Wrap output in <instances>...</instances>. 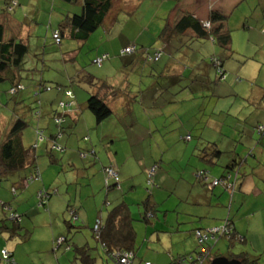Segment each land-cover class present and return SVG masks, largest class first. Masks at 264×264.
I'll return each mask as SVG.
<instances>
[{"label":"rangeland","instance_id":"1","mask_svg":"<svg viewBox=\"0 0 264 264\" xmlns=\"http://www.w3.org/2000/svg\"><path fill=\"white\" fill-rule=\"evenodd\" d=\"M20 4L14 15L25 27L26 34L24 38L29 42V53L25 57L24 65L19 69L20 81L26 87V90L10 97L6 93L11 87L10 81L0 83V140L4 139L9 122L15 112V114L18 113L17 118L24 119L28 125L22 137L24 147H33L37 142L36 137H34L35 124L33 118L37 119L35 113L39 107L38 100L50 106L52 111L61 112L63 110L59 107V103L67 100V98H64L63 93L64 90H67L64 87H68L78 95L77 105L85 108V115L81 121L85 131L83 129L77 131V138H75L76 136L73 138L69 133L65 132L64 139L59 140L58 143L64 148L63 142L70 138L69 143L75 144V148L79 147L80 142L82 145H86L83 137H87L89 133L96 134L99 130L93 128L96 126L95 117L87 108V100L91 94L88 93L89 90L84 87V84L77 81L76 77L80 74L88 73L101 80L106 77L111 80H117L118 85L122 82L121 86L126 83L121 81V78L127 80L125 88H129L132 92V95H130L132 99L129 101L133 111L129 112V114H124L121 111L123 107L122 101L118 99L111 104L112 109L115 111L112 118L123 126L125 124L133 126L128 129H122L121 135L118 134L117 137L123 141H116L113 145V151L115 152V149H118L121 158H129L127 168L129 167V170L134 174H137V167L132 164L134 162L139 164L145 155L150 158L148 160L163 161L161 165L159 162L154 163L145 172L141 171L140 176L134 178V183L137 185L140 184L142 178L147 185V189H144V192H142V188L139 189L138 193L140 195L147 196V191L149 192L151 186H154L156 173L160 171L166 180L168 179L172 182V189L167 187L166 192H161V197L164 201L162 210H159L155 218L148 216L149 219L151 218L150 223L142 220L146 214L143 206L131 207L132 216L136 220L134 226L138 235L135 250L139 254V258L135 264H139L140 259L143 260L142 264L146 262L166 264L168 260L177 255L175 253L182 256L183 254L191 253L196 256L195 252L198 250L202 251L203 246L198 245L196 237L188 239V241L184 240L186 238L185 234H189L194 228L187 227V229H184L181 227V230H187V232L183 233L180 230L178 233L177 228L172 226L174 219L179 216L180 209L185 206H191V204L194 205L195 200L190 198L189 205H185V200L183 199L186 196L184 192L189 189L186 184L180 182L176 190L173 191V189L175 180H179L183 174L188 177V174H185L186 166L184 164L190 163L192 165V162H200L201 159L199 160L198 155L193 156L192 153L193 144L196 141L192 143L188 151L187 147L191 142L186 143L184 141L183 145L172 146V138L174 136L172 134V108L178 111V118L185 127L195 129V134L204 132L205 136H210L213 133L210 129L215 128L214 126L219 124L222 119L225 120V128L232 124L235 125V120L230 119L226 114H220V110L216 109L217 105L223 107L224 101L225 103H231L232 100L225 99L222 101L219 97L234 92L251 91L254 83L264 85V32L259 30L258 33H253L252 31L251 35L232 33V52L230 56L225 54L226 50L224 48L212 45L208 40L203 45L201 42L193 43L191 45L190 60L188 59L185 66L195 75L193 81L196 79V82H192L194 86L191 87V80L180 81L173 86L176 88L172 90V80L166 78L170 77V70H172V66L168 63L171 62L172 64V49H168L165 52L160 62H152L150 59L145 60L146 52L143 54L141 51V46L146 48L150 52L148 57L150 58L154 54L153 51L161 47L163 43L161 33L168 18L167 11L172 7V0L170 3H167V0H144V3L139 2L138 4L131 0L126 5L134 6L133 8L135 9L137 7V13L134 14L127 12V9H123V6L120 7L121 0H114V8L118 7L119 9H117L113 23L114 26L116 25V29L123 28L124 30L123 34L117 36L116 40L127 43L129 42L128 39L141 37L138 44L132 43L128 45H136L137 50L124 56H120L116 49L111 50L109 47L106 49L107 46L102 44V40L104 42L108 41V43L111 41V39L109 41L111 36L108 37L103 27L92 33L85 43L72 41L69 38L63 41L62 46H57L52 42L47 31L49 25L52 24V28L58 27L62 20L63 11H68L69 9L73 11V8L76 9L77 6L73 7V5L64 4L58 0L53 3L48 0H30L29 2L21 0ZM4 8L5 0H0V16L3 14ZM76 11L74 10L73 12ZM169 31H171V28ZM102 34L103 37L101 38ZM184 53L186 51L183 53L178 52L174 58L183 60ZM213 53L223 57L225 63L223 69L226 71L223 81L218 79V69L212 63L213 60L210 55ZM103 54H109L110 59L106 60L103 67L99 68L94 64V61L97 57H102ZM192 62L195 64H190ZM133 63L136 65L135 68H133ZM199 64L201 66H198ZM205 65H208V71H206ZM151 81H156L158 84L154 83L155 91L158 89L163 90L161 91L163 93L162 97L157 99L156 102L157 105L161 106L166 104V108L163 114L159 116L157 110L150 109L154 107L153 102H150V104L148 102L150 101L149 87H151ZM41 82L44 83L42 85L44 89L38 90L41 93L35 96V88H38ZM45 85L47 86L46 88ZM57 86H60V89ZM60 90L63 91L62 96L60 95ZM172 93L175 94L173 96V101L177 102L175 104H172ZM18 99H23L22 104L23 106L25 105V109H21L23 106L17 104ZM139 100L141 101L139 102ZM241 104L242 101L237 99L234 105L235 109H239ZM246 104L248 103L242 104V106H245L242 108L248 112L253 107ZM225 107H227V104ZM213 112L215 114H212ZM80 116L82 115L80 114ZM205 125H208L209 129H205ZM156 127H158V130ZM48 135L49 132H46V143L40 142L35 150L38 156V168L43 173L47 170L53 171V178H58L61 182L64 181V178L69 179L65 185L58 186L60 187V193L53 197V199L66 198L70 187L69 193L72 194L74 192L76 177L79 173L77 171L78 168L75 169L76 164L75 167L68 165V156L70 154L75 156L78 163L84 160L79 159V155L76 154L78 150L71 148L73 147L72 144L71 147L67 146V151H53L51 154L46 149L48 146L46 137ZM148 136L154 137V139L144 142L143 140ZM258 139L259 135H256V140L251 142L247 140V145L251 144L252 148ZM105 156L108 158L106 153ZM51 157H54L55 164L46 168L47 162L52 159ZM202 162L204 165L200 164V168H204L205 171H210L211 173L217 169V175L220 174L221 170L219 167L212 166L205 161ZM205 164L207 165L205 166ZM86 168L88 169V167ZM140 168H143L142 163ZM150 171L153 172L152 175L149 174ZM202 171L194 173V176L199 181V174ZM19 176V174L15 177L8 176L0 182V225L4 223L9 228H13L12 213H16L17 217H21L20 229H18L15 239H10L8 235L0 234V239L5 243L4 247L1 245L0 255L6 249V245L11 243L13 247L16 246L17 248L15 250H13L14 248L11 249L15 253V259L21 260L22 264H58L55 255L57 253L61 257L64 255L63 248L59 251L58 240L61 239L60 237H67L73 245L78 243V245L81 244L83 246L85 244L86 246L87 242L90 243L92 249H89V253L96 259L95 264H114L108 259L101 244L96 240L91 227H85L80 220L76 221L74 227H69L68 222L71 214L67 207H63V209L62 206L57 207L56 212L52 216L48 214L45 208H41L39 192H35V188L39 184L36 182H40V180L31 182L30 186L28 185V189L17 188L18 192L15 194L12 187L13 185L15 186V183L17 186L19 185ZM213 177L215 176L213 175ZM215 180H218V177L210 178L211 182L206 183L203 188L212 189L210 185ZM56 181V184H61V182L58 183ZM195 182L199 185L198 181ZM217 186L221 187L223 185L219 184ZM223 187L226 189L225 186ZM105 196L104 190L102 203L105 201ZM67 202L69 203V201ZM67 202L66 205L68 204ZM251 202H254V199L253 201L251 199ZM4 204L10 205L9 207L12 210L7 211L3 207ZM250 204H248V207H250ZM196 208L203 209L200 206ZM246 209L247 207H243L241 212L244 213ZM180 216L183 217L181 214ZM257 217L255 220L261 219V222L251 227L254 231L250 232L247 242L237 243L231 247L230 241L219 237L218 240L210 239L208 246L204 245V247L212 248L213 255L224 257H230L233 253L245 251L251 257L259 258L258 264H264V212L258 213ZM3 220L7 221L3 222ZM219 223L220 226L217 227H222L226 221ZM195 224L197 225L199 222ZM175 248H178V252L176 251L172 254ZM75 256L76 252L74 249L69 255L71 257L69 264H73V262L81 264V259L75 260Z\"/></svg>","mask_w":264,"mask_h":264},{"label":"crops","instance_id":"2","mask_svg":"<svg viewBox=\"0 0 264 264\" xmlns=\"http://www.w3.org/2000/svg\"><path fill=\"white\" fill-rule=\"evenodd\" d=\"M18 1L19 3L21 2V0ZM29 1L30 0H27V2ZM48 1L53 3L55 0H48ZM130 1L131 0H121L120 7L123 6V9H127V12H129L130 14L137 13V7L135 9L133 8L134 6L126 5V3ZM170 1L171 0H167V3H170ZM132 2H136L138 4L139 2L144 3V0H132ZM20 5L18 6V8L20 7ZM117 9L119 8L113 7L111 15L108 16V18L105 21V25L103 26L104 32L108 35V37L109 36L112 37L109 38V41L110 39L111 41L108 43V41L104 42L102 40V44L107 46V47L105 46L106 49H108L109 47V49L111 50L116 49V51L120 53L122 50L128 48L129 47L128 45L132 43L138 44L141 37L135 39H128L129 42L127 43H123L116 40L117 36L123 34L124 32L123 28L116 29L115 27L116 25L114 26L113 23L115 20ZM16 10L14 11V13H16ZM216 10L221 11L228 16L226 29L229 31L231 35V44L227 49H224L226 50V53L223 51L227 56H230L232 52L231 50L232 33L237 32L240 35L241 34L251 35L252 31L253 33H258L259 30H261V32L262 31L264 32V0H172V7H170L167 11L168 18L164 29L166 28L169 31V29L174 25L175 16L178 11L189 12L195 18H198L202 21H207L210 16V13ZM73 11L72 9H69L68 11L64 10L63 11L64 13L62 15V20L64 18V15H68V14L71 15ZM52 26L53 25L51 24L47 28L49 34L51 33ZM24 28L25 27L22 25L20 29L21 32L20 35L23 39H25V41L29 45L28 40L24 38L26 34ZM102 37L103 34L101 35V38ZM50 39L52 40V38ZM66 39L67 38H65L64 40ZM205 41L202 42L201 40H197V41L187 42L186 40L178 41L177 39H172L168 43V49H172V64L171 62H168L170 63V66H172L171 68L172 70H170V75H169L170 77H166V78L172 80V87L177 85V83H179L178 81L184 82L185 80L188 81L191 80L190 85L191 87L194 86V83L192 82L194 81L196 82V79L193 81L195 75H193V73L190 72V70H188V67L185 66V63H187L188 59L190 60L191 45L195 42H201L203 45ZM208 42L212 43V45H218L215 42L214 38H210ZM220 47L223 49L222 46ZM141 48H142L141 51L144 54L146 48H143L142 46ZM184 51H186V53L183 54V58H184L183 60L174 58L178 52L183 53ZM210 57L214 58V60L218 62H221L222 67H224L225 63L223 57H219L215 53L210 55ZM105 62H103L101 66L97 65V67L99 68L103 67V64ZM190 64H195V63L192 62ZM133 65L134 67L133 66L132 67L135 68L136 65L134 63ZM198 66L201 65L199 64ZM205 66H206V71H208L207 68L208 65ZM224 72L226 74V71ZM83 75H90V74L84 73ZM79 76H82V74H80ZM175 76H179V78ZM6 77L12 81L10 82L11 87L14 85V83L22 84L19 77V70H12L10 73L6 75ZM218 79L220 81H223V79L225 78L220 79L218 74ZM104 80L108 81L113 86V88L120 89L122 91L127 83V80H124L122 78L121 81L126 82L124 83L125 84L124 86H121L122 82L118 85L117 80H111L107 77ZM7 82L9 81H6V83ZM154 83L157 84L156 81L155 82L151 81V87H149L150 101L148 102L149 104L150 102H153L154 107L150 109L157 110L159 116L163 114V111L166 108V104L162 106L157 105L156 100L162 97L161 95L163 93L161 91L163 90L158 89L157 91H155ZM41 84L44 83L41 82L38 85V88L36 87L38 90L44 89V87L41 86ZM253 85L255 87L253 86L251 91L234 92V93H229L225 96L223 95V97H219L222 101H224L225 99H231L232 101L231 103L228 102L225 103L224 101L223 107L221 106L219 107L217 105L216 109L220 110V114L223 115L226 114L229 116L230 119L235 120L236 122L235 125L232 124L229 125L227 128H225L226 123L225 120L222 119L219 122V124L214 126L215 128L210 129V131L213 132L210 134V136H205L204 132L200 134H195L194 128L185 127L178 118L177 115L178 111L175 108H172V134H174L172 138L173 139L172 146L183 145L184 141L186 143L191 142L187 147V151H188L192 143L196 141L193 144L192 153L193 156L197 154L199 160L201 159L200 162H192V165L190 163L184 164V166H186L185 174H188V177H186L183 174L179 178V180H175V185L173 189V191H175L176 188L179 186L180 182H182L183 184H186L189 188L187 192H184V195L186 197L184 199L182 198L183 200H185L184 201L185 205H189L188 202L190 201V198L195 200L194 205L191 204V206H185L184 208H181L179 216H177L174 219V222H172V226H175L177 228L178 233L180 232L181 227L184 229H187V227L194 228L189 234H185L186 238L184 240L188 241V239H193L194 237H196L195 232L197 230L214 228L220 226L219 222L222 221L225 222L226 220H229L233 223L234 227L236 228V232L241 237L245 238V242H247L250 236V232L254 231L253 229H251V227L254 224L261 222V219L258 220L255 219L258 218L257 217L258 213L262 211L264 212V133L258 132V127L264 126V85H258L256 83H254ZM11 87L8 89V91L11 89ZM84 87H86L89 90L88 93L90 94L98 93L97 89L94 88L92 89L87 85H84ZM256 87L257 89H255ZM23 88L24 90L23 89L21 90L25 91L26 87L24 85ZM36 88L34 92H36ZM126 88L124 90H128L130 92L129 94L132 95L130 89L129 88L126 89ZM175 88L176 87H173L172 90ZM8 91L6 93L8 96H10ZM60 95L62 96L61 90H60ZM74 95H75V100L77 99L76 100L77 103L78 95H76L75 93ZM99 95L103 96L104 94L103 92H100ZM174 95L175 94L172 93V104L177 103L176 101H173ZM108 98H110V96H108ZM118 99H121L122 101L123 107L121 108V111L124 114H129V112L133 111V108L129 101L130 99H132L131 96H126L123 94L122 96L111 97L110 105L115 103V101H117ZM237 99L241 100L243 105H245V103H248L246 105L252 106L253 108H250V111L247 112V110L242 108L245 106H242L241 104V107L239 109H235L234 105L236 104ZM18 100H17V104L19 105L21 104V106H23L22 104L23 99H18ZM140 101L141 100H139V102ZM38 103H39V107L37 112L35 113L37 119L35 120V118H33V122L35 124L34 137H36V141H37L38 127L41 128L43 126L44 140L42 142L46 143L45 133L49 132L48 137H46L48 144L46 149H48L49 151L51 149L53 140L55 142V138H56L57 143L59 142V140H63L65 137L64 136L65 132L69 133V135H71L73 138L75 136H76L75 138H77L76 135L77 131H79L80 129H83V131H85V129L81 125L82 118L85 115L84 113L85 108L79 107L78 111H76L77 113L75 112L71 114L72 116L67 117L65 123L63 124V129L60 130L58 126L53 123L52 115H51L52 110L50 106L46 105L44 102L42 103L41 100H38ZM226 104L227 107H225ZM21 109H25V105L21 107ZM113 112L115 114L114 110ZM17 114L18 113L15 114L14 112L13 118L9 122V127L6 131L7 133L5 134V137L7 136L9 130L12 128L15 121L17 120ZM80 114L82 116H80ZM212 114H215V112H213ZM113 115L109 118L110 120L107 119L101 125L96 124V126L93 127L95 130H99L98 133L96 134L89 133L87 137H83V139L89 138L87 141L84 140L86 145H82L80 142L79 147L75 148V144L69 143L71 140L70 138H67V141L63 142V144L65 145L64 146L65 149L63 148V151L61 150L62 152L67 151V148L71 147L72 144L73 147L71 148L73 149L75 148L76 150H78L76 154L79 155V159L84 160L83 162L79 161L80 163H78L76 161L77 159L75 158V156H72L71 154L68 156V162H69L68 165L69 166L72 165L75 167L76 164L75 169L78 168L77 171H79L74 185L75 186L74 192H72V194L69 193V190L71 188L70 187L68 189L66 198L60 197L53 199L54 196H57L60 193L59 191L60 187L58 186L63 184L65 185L66 182L69 181V179L64 178V181L61 182L58 178H57L58 180L53 178L54 176L53 171L47 170L45 173H43L41 169H40L41 171L40 182H36L39 184H37L35 188L36 190L35 192L40 193L41 191H46L51 193V196L46 201V204L41 206V208L46 209L48 214L52 216L56 212L57 207L59 206L60 207L62 206V209L63 207H67V210L70 208L73 211L77 212L81 224H83L87 228L89 227L92 228L99 219L105 222L108 213L112 211L116 206L124 202L129 207V211L133 219V228L136 234V242H137L138 235L134 226L136 220L132 216L133 211L131 207L132 206L142 207L143 206L142 204L146 203L147 201V203H149L148 208L153 210L155 214L153 217L155 218L159 210H162V205L164 203L161 197V192H166L167 187L172 189V182H170L168 179L167 181L164 178V175H161V171H160L156 173L154 186H151V190L149 192L147 191L148 193L147 196L144 197V195H140L138 193L140 191L139 190L140 188H142L143 189L142 192H144V189H147V185L143 182V178L141 179L140 184L137 185L136 183H134V178L136 176H140L141 171L145 172V170L154 163L159 162L161 165V162L163 163V161L160 162V161L148 160L150 158L145 155V157L140 161L143 165V168H140V164H141L140 162L139 164L134 162L132 165H136L137 174L132 173V171L129 170V167L127 168V165L129 163V158H121L118 149H115V152L113 151L114 150L113 145L116 141H123L117 137L118 134L121 135L122 129L123 128L128 129L133 125L125 124L123 126L121 123L120 124L117 123L112 118ZM43 120L45 124L43 123ZM156 129L158 130V127H156ZM205 129H209L208 125H205ZM256 135H259L260 142L258 139L257 143L253 145V147L251 148V144L247 145L248 144L247 140H250V142L255 141ZM188 137H190L189 140L186 139ZM4 139L0 140V146L4 141ZM152 139H154V137L148 136L143 141L146 142V140L150 141ZM36 144L37 142L35 143V145H33V147L36 146ZM213 144H215L217 148L222 152V155L219 160L212 159L210 156V154L213 152V149H211L210 146H212ZM38 146L39 145H37V147ZM90 150H94L96 152V155H92L91 154L92 152L87 153ZM105 153L107 154L108 158L105 156ZM82 155H84L85 157ZM54 157H52V159H50V161L47 162L48 164L46 168L54 166L55 164ZM88 158L89 160H87ZM202 161L210 163L212 166L219 167L221 170L220 174L217 175L218 172L217 169H215L214 172L211 173L210 171H205L204 168H200V164L204 165ZM206 165L207 164H205V166ZM109 166L110 168L113 167V169L117 172L118 178L120 179V184L118 188L116 189L114 188L111 191L107 192L108 190L105 189L106 188L105 180L107 176L104 170L107 167L109 168ZM86 167H88V169ZM198 171H202L206 173V176L208 177L207 182L200 177H199L200 181L196 179L194 173L196 174V172ZM29 174L30 173H28V175ZM16 175L17 174H14L12 175V177H15ZM19 175L20 176L18 179L20 182L18 186L15 183V187L19 189H28L30 185L26 188L21 187V183L23 182V179L27 174L21 173ZM213 175L215 177H213ZM227 176H230L229 183H232L233 190H229L227 188L225 189L223 186L221 187L216 186L215 188H212L210 190H208L207 188H203L204 185L206 186V183L211 182L210 178L213 179L218 177V179H223L224 177ZM55 181L58 183L61 182V184H56ZM195 181H198L199 185H197ZM104 190L106 196H105V201L102 203V194L104 193ZM228 191H230L231 193ZM68 194L71 195L69 196ZM251 199L252 201L254 199V202H251ZM67 201H69V203ZM66 202L68 203L67 205ZM250 203H254V204H250ZM248 204H250V207H248ZM197 206H200L203 209L196 208ZM243 207H247L244 213L241 212ZM9 210L10 211L12 210L11 207H9ZM176 211L178 210L176 209ZM180 214L183 217H181ZM150 219L146 223H150ZM196 222H199V224L196 225L195 224ZM1 226L2 225H0V227ZM181 232L184 233L187 232V230L184 231L181 230ZM0 234L7 236L6 231L0 230ZM60 238L63 239V237ZM1 245L4 247L5 243L0 239V248ZM74 246L81 248L85 246V244L81 246V244L78 245V243H75ZM91 246L92 245H90V243L87 242L85 247L91 250L92 249ZM66 247H67L66 244L58 245L59 251H61V248L64 249L63 250L64 255L62 257L60 256V254L58 255V253L55 255L56 262L58 264L70 263L69 259H71V257H69V255L73 251L72 250L73 248L70 247L66 248ZM7 248L8 250L9 249L11 250L12 248H14L13 250L17 249L16 246L13 247L11 243H8L6 245V249ZM135 249H136V243L134 250ZM177 249L178 248H175L174 251H172V254L176 251L178 252ZM10 252L13 253V258L15 262L17 264H22L21 260L15 259L14 251L11 250ZM211 253L213 256V250L211 251ZM239 253H246L249 255V257H251L250 254L245 251H239L233 254H239ZM175 254L177 255L175 257H172L170 260H168L166 264H170L172 260H175L179 256H182L180 254L178 255V253ZM187 254H191V253H187ZM187 254H183V255H187ZM138 256L139 254L136 252V259L134 260L133 264H135L136 260L139 258ZM227 258H229V256ZM251 258H253L255 261L260 260L259 258H254V257ZM142 262L143 260L140 259L139 264H142ZM73 264H77V263L73 262Z\"/></svg>","mask_w":264,"mask_h":264},{"label":"trees","instance_id":"3","mask_svg":"<svg viewBox=\"0 0 264 264\" xmlns=\"http://www.w3.org/2000/svg\"><path fill=\"white\" fill-rule=\"evenodd\" d=\"M58 1L70 6L73 5V7L77 6L76 9L73 8V10L78 11L73 12L71 15H64V18L59 23L58 27L52 28L50 36L52 38V42L57 46H62L65 38H69L72 41L82 43L87 42L92 33L104 26L106 19L111 15L114 7V0ZM14 3H16V5H14ZM19 5L20 3L18 0H5L4 12L0 16V83H4L6 81L12 82L9 78L6 77V75L12 70L21 69V67L24 65L25 57L29 53V45L20 35L22 24L17 21L14 15V11L18 8ZM11 7L12 10H10ZM227 19V15L217 10L210 13L207 21H202L198 18H195L189 12L178 11L175 16L174 25L171 27V31H168V29L166 28L164 29L161 34L163 43L161 44L160 48L153 51L154 54L151 57L153 58L157 53L161 54V57L158 60L160 62L164 57L165 52L168 50V43L172 39L192 42L197 40L205 41L209 40L210 38H214L215 42L218 45L222 46L224 49H227L231 44V35L226 29ZM55 32H59V43H57L54 39ZM145 52V60L150 59L148 58L150 52L147 49L145 50ZM108 59H110L109 55L105 60H103V62ZM212 60V63L215 64L218 69L220 79L224 78L225 72L223 70L222 63L219 62L220 64L219 66H217L218 61L214 60V58H212ZM151 61L155 62L153 60ZM175 77L179 78V76ZM77 81L84 85H87L88 87H91L92 89H97L98 93H91V96L87 100V108L94 115L97 125H101L114 114L113 109L110 105L111 97H118L122 96L123 94L126 96H130V92L128 90L123 89L122 91L120 89L113 88V86L108 81L97 79L92 75L79 76L77 78ZM42 85L43 84H41V86ZM19 87H23V85L20 83H14V85L8 91L9 95L13 97L24 90V88H21L23 89L21 90ZM46 87L47 86L45 85V88ZM59 87L60 86H58V88ZM64 88L70 90L68 87ZM67 90H64V93L62 91L64 98H67V100L60 101L59 107L61 106V103H72L71 108L62 109L60 107L63 111H51L53 123L56 124L60 130L63 129V124L65 123L66 118L72 116L71 114L78 111L79 108L75 100V95L72 99L66 97ZM100 92H103L104 95L100 96ZM40 93L41 91H38L37 89L35 92V96L40 95ZM108 96H110V98H108ZM57 122L60 123L58 124ZM27 126L28 125L26 124V121L24 119L17 118L0 146V181L14 174H27L23 179V182L21 183V187L23 188H26L33 181H39L37 179L41 178V173L39 171V168L37 167L38 156L35 153V147L25 148L22 141V134ZM38 130L43 131V128L38 127ZM88 139L89 138H85L84 140L87 141ZM55 147H61L56 142V138L55 142L53 140L51 149L49 151L51 154L53 153V151H57ZM210 148L213 149V152L210 154L211 158L219 160L222 152L217 148L215 144L210 146ZM87 153L96 155V152L94 150H90ZM28 173L30 174L28 175ZM105 174L107 176L105 180V187L108 190L107 192L111 191L114 188H118L120 184L118 175L117 178H112L106 172ZM12 188L13 192L17 194L18 189L15 186ZM43 192L47 193L49 197L51 196L50 192ZM148 204L149 203H147V201L146 203L142 204L145 207L146 212V214L144 215L145 217L143 218V221L145 222L149 221L148 216L150 214L152 216L155 215L153 210L148 208ZM3 207L9 208V206H7L6 204H4ZM68 211L71 214L70 220L68 222L69 227H74L76 221L79 220L78 214L76 211H73L70 208L68 209ZM75 218H77V220H75ZM6 221L7 220H3V222ZM12 221L14 224L13 228H9L4 223L0 228V230L6 231V234L10 237V239L16 237L18 229H20V222L16 221L15 219H13ZM229 222L232 226L230 233L224 234L222 237H220V239H226L230 241L232 245L231 247L235 246L237 243H244L245 238L241 237L236 232V228L234 227L233 223L231 221ZM97 226L98 230H96ZM92 231L96 240L101 244L103 250L105 251V254L110 261L112 260L109 258V253L117 250L122 252H134V260L136 259V252L134 250L136 243V234L133 228V219L131 217L129 207L124 202L116 206L112 211L108 213L105 222L100 219L97 220L95 225L92 227ZM61 244H66L67 247L73 248V250L75 249V260H78L80 258L81 264H95L96 259L91 256V254L89 253L90 250L87 249V247H76L70 243L67 237L63 238V242ZM209 250L212 251V248H209ZM198 251H196L195 253H198ZM11 254L13 258V253ZM190 255L192 254L179 256L178 258L187 257ZM217 257L221 256H212V253L209 254L206 264H212V262ZM229 259L240 260L242 264L259 263V260L255 261L246 253L232 254ZM134 260L132 261V264ZM112 262L116 264L114 261Z\"/></svg>","mask_w":264,"mask_h":264},{"label":"built area","instance_id":"4","mask_svg":"<svg viewBox=\"0 0 264 264\" xmlns=\"http://www.w3.org/2000/svg\"><path fill=\"white\" fill-rule=\"evenodd\" d=\"M14 5H16V3H14ZM12 7L10 8V10H12ZM54 39L56 40L57 43L60 42L59 32L54 33ZM136 50H137L136 45H131L128 48L122 50L120 52V55L124 56V55L130 54V53H133ZM107 57H108V55L105 54L102 57L97 58L94 63L97 64L98 66H101L103 60H105ZM160 57H161V54L157 53V54H155V56L153 58L150 57V60L157 62L160 59ZM219 64L220 63L217 62V66H219ZM19 88L21 89L23 87H19ZM73 96H74V94L71 90L66 91V97L72 99ZM71 106H72V103H61L60 107L62 109H66V108L70 109ZM57 123L59 124L60 122H57ZM258 132L264 133V126H259ZM187 139H190V137H188ZM43 140H44L43 131L37 130V144H39ZM37 144L34 147H37ZM55 148L57 149V151H61V150L63 151V148H61V147H55ZM82 156H84V155H82ZM105 172L110 177L117 178V173L112 168H106ZM149 174L152 175L153 172L150 171ZM199 177L204 179L206 182L208 181V177L206 176L205 172H201L199 174ZM229 179H230V176L224 177L223 179L215 180L213 182V184L210 185V188H213L219 184H222L227 189L233 190V185H232V183H229ZM37 180H40V179H37ZM48 197H49V195L43 191H41L39 193L40 206H43L46 204ZM5 209L7 211H10L8 207L7 208L5 207ZM149 216L152 217L151 214ZM13 219H15L18 222H20V220H21L20 217H17V214L12 213V220ZM75 220H77V218H75ZM231 228H232V226L230 225L229 220H226V223L222 227H214V228H210V229H206V230H197L195 232V234H196V238L198 240V245H202L203 250L202 251L199 250L198 253H195L196 256H193V254H192V255L187 256V257L177 258V259L173 260L170 264H206L207 258L209 256V254H211V250H209V248L206 247L207 244L209 243L210 239L218 240V238L222 237L224 234H229L231 231ZM96 230H98V226L96 227ZM62 242H63V239L59 240V244H61ZM204 245H206V246L204 247ZM134 257H135L134 252H122V251L117 250V251H113V252L109 253V258L112 261H114L116 264H132ZM0 264H17V263L12 258L11 252L9 250L5 249L2 251V253L0 255ZM145 264H150V263L146 262Z\"/></svg>","mask_w":264,"mask_h":264},{"label":"water","instance_id":"5","mask_svg":"<svg viewBox=\"0 0 264 264\" xmlns=\"http://www.w3.org/2000/svg\"><path fill=\"white\" fill-rule=\"evenodd\" d=\"M212 264H242L240 260L229 259L227 257H217Z\"/></svg>","mask_w":264,"mask_h":264}]
</instances>
